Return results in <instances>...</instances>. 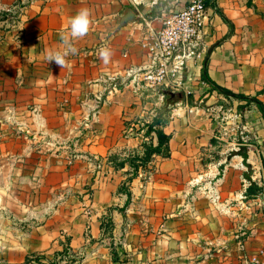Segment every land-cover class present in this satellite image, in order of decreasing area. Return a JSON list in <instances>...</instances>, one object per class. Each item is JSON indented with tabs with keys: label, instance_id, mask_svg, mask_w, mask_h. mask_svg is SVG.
<instances>
[{
	"label": "crops",
	"instance_id": "0c3cea01",
	"mask_svg": "<svg viewBox=\"0 0 264 264\" xmlns=\"http://www.w3.org/2000/svg\"><path fill=\"white\" fill-rule=\"evenodd\" d=\"M184 1L0 0L1 264L60 251L72 264H244L264 243L261 195L242 197L250 180L264 188V118L254 104L233 118L242 139L193 102L244 99L195 84L193 102L183 95L161 125L169 155L138 167L129 198L120 185L132 168L109 161L143 152L149 107L164 95L141 79L151 65L139 46L142 17ZM205 6L194 75L206 61L214 82L264 102V0ZM84 8L90 30L71 38ZM62 36L77 49L63 68L46 59L64 50Z\"/></svg>",
	"mask_w": 264,
	"mask_h": 264
},
{
	"label": "built area",
	"instance_id": "2783aa9c",
	"mask_svg": "<svg viewBox=\"0 0 264 264\" xmlns=\"http://www.w3.org/2000/svg\"><path fill=\"white\" fill-rule=\"evenodd\" d=\"M205 10V0H185L178 7L161 8L153 17H142L144 26L139 46L151 61L141 78L146 87L161 88L162 93L163 90L182 92L187 104V94L195 84L199 87L206 84L193 71L203 46ZM242 137L248 139V134ZM261 204L264 206V193ZM263 256L264 244H261L247 257L246 264H264Z\"/></svg>",
	"mask_w": 264,
	"mask_h": 264
},
{
	"label": "trees",
	"instance_id": "16d2710c",
	"mask_svg": "<svg viewBox=\"0 0 264 264\" xmlns=\"http://www.w3.org/2000/svg\"><path fill=\"white\" fill-rule=\"evenodd\" d=\"M206 4V0H205ZM154 12H151V15H153ZM223 15V14H222ZM223 18L228 22V19L223 15ZM231 26V24H229ZM201 78L205 80L208 83V89H216L218 91H221L227 95L235 96L239 99H244L243 103H240L237 105L238 109L240 110L241 114L244 111L246 107H249L250 104H254L257 109L261 112L262 117L264 118V102L259 99L256 94L255 95H246L244 93H236L226 87H223L216 82H214L208 75L207 72V63L202 65L201 69ZM163 102L161 106H159L156 110L154 115L151 117L149 122L146 123L145 128V134L148 135L149 141L144 143V150L142 153H135L132 155H128L125 157H118L116 155H110L109 161L112 163L114 168H119L124 165V163H128L130 165L131 173L125 178V180L120 185V189L123 190L128 198L130 196V191L127 188V181H130L132 177L136 174L138 167H143L146 169L149 161L151 160L152 156L154 154H160L162 156H168L169 155V147L168 142L170 138V134L166 133L161 125L165 124L167 121V115L170 110L171 104L181 100L182 97L178 96L176 93L174 95H171V91L163 90ZM187 102L192 103L193 101V94L192 92L187 94ZM153 138L155 139V142H153ZM246 153L243 155L245 156ZM257 191L259 193H264V188L260 185H258L255 181L250 180V183L245 189V195L248 196L250 194H255ZM109 222H101V227L103 228V231H105L108 228ZM66 252L60 251L58 253V257L61 258ZM55 256V255H54ZM113 259L118 260L119 255L113 250L112 251ZM40 257L42 255L40 254H31L25 257L23 264H45L40 260ZM57 262L59 260H56Z\"/></svg>",
	"mask_w": 264,
	"mask_h": 264
},
{
	"label": "clouds",
	"instance_id": "9594fccd",
	"mask_svg": "<svg viewBox=\"0 0 264 264\" xmlns=\"http://www.w3.org/2000/svg\"><path fill=\"white\" fill-rule=\"evenodd\" d=\"M91 22L90 10L87 8L81 9L70 20V37L79 39L87 35L90 30ZM62 40L66 46L63 51L49 50L46 54L48 62L55 61V63L61 66V68L68 66L66 57L77 52V49L73 46L72 39H70L69 36H62ZM99 55L102 61L107 64L113 53L109 48L104 47L100 49Z\"/></svg>",
	"mask_w": 264,
	"mask_h": 264
},
{
	"label": "rangeland",
	"instance_id": "374dc122",
	"mask_svg": "<svg viewBox=\"0 0 264 264\" xmlns=\"http://www.w3.org/2000/svg\"><path fill=\"white\" fill-rule=\"evenodd\" d=\"M203 94H200L202 96ZM200 98V97H199ZM196 100V102H193V104L198 105L201 107L203 110L208 111V112H214L216 114V118L218 119L221 129H227L230 127H233L234 130L237 132V134H240L243 136L246 132H243V129L239 127L241 125V121H233V118L237 119L236 117H239L238 113H241L238 107L234 105L232 101H223L219 102L220 104L215 106V108L212 109V105L205 103V98ZM157 99V96L155 97ZM163 102V99L160 101V103L152 104L149 107V114L153 113L156 108H158L159 105H161ZM158 104V105H157ZM228 121V123L226 122ZM228 124L230 126H228ZM243 139V137H241ZM262 193H260L261 195ZM264 244V243H263ZM1 250V249H0ZM51 254V253H50ZM40 255V254H39ZM42 257H40V260L44 262L45 264H72V262H69V260H66L68 253H65L61 258L58 257V255H49V258L46 256V254H41ZM64 258V259H63ZM3 253L0 251V264L3 262ZM56 260H59L58 262ZM6 264H14V263H6ZM23 264V263H22ZM246 264V261L244 262Z\"/></svg>",
	"mask_w": 264,
	"mask_h": 264
},
{
	"label": "water",
	"instance_id": "95a60500",
	"mask_svg": "<svg viewBox=\"0 0 264 264\" xmlns=\"http://www.w3.org/2000/svg\"><path fill=\"white\" fill-rule=\"evenodd\" d=\"M133 15H134V11L130 10V11L128 12V14L125 16V19H126V20H131L132 17H133ZM174 94H175V92H171V95H174ZM176 94H177L178 96H180V97L183 96L182 92H176Z\"/></svg>",
	"mask_w": 264,
	"mask_h": 264
}]
</instances>
